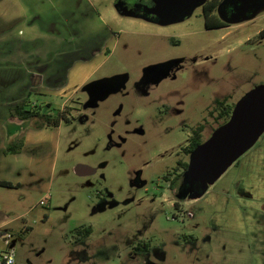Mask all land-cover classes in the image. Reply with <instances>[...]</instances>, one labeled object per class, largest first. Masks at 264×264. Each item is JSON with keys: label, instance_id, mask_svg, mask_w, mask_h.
Segmentation results:
<instances>
[{"label": "rangeland", "instance_id": "rangeland-1", "mask_svg": "<svg viewBox=\"0 0 264 264\" xmlns=\"http://www.w3.org/2000/svg\"><path fill=\"white\" fill-rule=\"evenodd\" d=\"M121 8L117 0H71L66 36L87 48L49 58L46 69L62 70L64 91L28 98V108L71 120L52 128L50 144L21 150L34 158L24 186L33 175L38 192L0 188V213L11 220L0 252L14 250L15 264H264V132L199 197L191 198L197 182L179 166L190 162L183 149L196 126L207 120L202 142L221 129L216 113L208 116L216 99L235 105L264 92V5L218 29H206L196 5L166 25ZM18 28L0 50L59 52L60 29L55 38ZM20 74L0 65V147L18 122L9 108L27 96L25 85L17 89ZM111 78L115 93L88 105L83 87ZM78 166L93 173L79 176ZM88 226L79 239L75 230ZM139 244L149 251L135 252Z\"/></svg>", "mask_w": 264, "mask_h": 264}, {"label": "crops", "instance_id": "crops-1", "mask_svg": "<svg viewBox=\"0 0 264 264\" xmlns=\"http://www.w3.org/2000/svg\"><path fill=\"white\" fill-rule=\"evenodd\" d=\"M70 3L71 0H0V28L4 29L0 32V42L4 39H8L10 37V32L14 28L17 29L16 31L19 35L21 32L18 28L19 25H25L30 34H33L36 29H49V33H51L50 35L52 37H55L52 33L57 28L60 29L58 36H56L60 42L59 52L54 53L51 51L45 56L40 54L30 56L19 50L17 53L15 52L16 54L13 53L11 55L0 50V61H2L0 65L6 70L10 68L11 71H20L21 74L17 79V81L20 82L17 84L16 81L17 89L20 90V87L25 85L22 88L27 91V96H21V98L16 100V104L21 100H28L29 96L33 93L42 95L43 97H51L52 91H64L67 88V80H56L61 76L62 70L52 72L46 68L51 65L49 58L55 57V54L66 55L73 52V47H75V52H78L81 48H87V41L81 42L78 46L77 44L72 43L71 39H68L66 36L65 23H70L74 17V13L70 9ZM263 29L264 27L260 28L257 33L259 34ZM3 58L5 60H2ZM3 86L4 88H1L0 91V100H2V98L4 100L6 96L5 90H7V83ZM78 87L79 86H77L76 89ZM29 121L30 120H18V122L11 124L14 126V129H12L10 134H3V140L0 147V162H2L1 167H3H0V188L11 190H21V188H25L28 195H31L34 192H38L41 185L37 184L38 180L36 181L32 175L30 180H28L29 183L24 186L23 169L26 165H29L34 158L31 156L25 157L22 151L17 154H6L4 152L7 144L11 141L22 140V149L26 147L38 148L42 144L51 143L49 142V139L53 137L51 131L53 129L51 127L37 129L33 126H26L29 124ZM24 126H26L24 128L25 130L22 131L21 128ZM20 133L21 137L18 136ZM17 137H19V139H16ZM34 181H36V184ZM6 184H10L12 188L6 187ZM10 222L11 220L7 215L0 213V241L5 242V235L7 234L4 228L8 227Z\"/></svg>", "mask_w": 264, "mask_h": 264}, {"label": "water", "instance_id": "water-1", "mask_svg": "<svg viewBox=\"0 0 264 264\" xmlns=\"http://www.w3.org/2000/svg\"><path fill=\"white\" fill-rule=\"evenodd\" d=\"M204 1L150 0L151 6H143V14L154 16L159 24L166 25L180 19L182 13L185 14L194 5H202ZM262 2L264 3V0H234L232 12L227 21L235 24L245 18H251L258 4ZM118 78L103 79L85 85L83 90L89 93L88 105L114 93ZM92 94L98 95L92 96ZM263 132L264 92L259 94L250 92L234 105L229 121L191 154L185 172L197 182L191 198L201 196L207 186L249 150ZM91 172L92 170L85 166L75 168V173L79 176L91 174Z\"/></svg>", "mask_w": 264, "mask_h": 264}, {"label": "trees", "instance_id": "trees-1", "mask_svg": "<svg viewBox=\"0 0 264 264\" xmlns=\"http://www.w3.org/2000/svg\"><path fill=\"white\" fill-rule=\"evenodd\" d=\"M223 0H208L203 3L204 9V24L205 27L208 29L220 28L225 26L224 23L220 20H216L214 23L210 20L212 16L210 13L216 9V7L222 2ZM261 38H264V29L258 34ZM228 97H224L222 99H216L214 101L215 108L208 112V116L214 115V120L216 122H220L221 126L225 125L232 114V110L234 105L227 104ZM29 102L28 100H21L14 106L10 107V111L13 117L17 118L20 121H27V120H34L35 128L42 129L44 127H59L62 122H69L71 119L64 113L62 110L56 113H48L43 111L42 106H33L32 109L28 108ZM207 122L204 119V123L199 124L196 126L189 139L188 145L183 149L185 154H192L202 142V133L205 128V123ZM23 148V141H11L7 144L5 148L6 154H17ZM236 163V162H235ZM234 163V164H235ZM188 168L187 164H184V171ZM8 188H12L10 184L5 185ZM172 186V185H171ZM92 232L90 226L88 227H79L75 230V234L78 236L79 239H83L88 237ZM150 249L149 244H139L135 247V252H148Z\"/></svg>", "mask_w": 264, "mask_h": 264}, {"label": "flooded vegetation", "instance_id": "flooded-vegetation-1", "mask_svg": "<svg viewBox=\"0 0 264 264\" xmlns=\"http://www.w3.org/2000/svg\"><path fill=\"white\" fill-rule=\"evenodd\" d=\"M206 1H208V0H205L204 3ZM233 2H234V0H232V1L223 0L216 7V9L210 13V15L212 16V19L210 21L214 23L216 20H220V21H222L224 23V25H225V26H223L224 28L226 26H228L227 24L229 22L227 20H228V18L231 15V12H232L231 8L233 7ZM122 3L125 5L124 7L121 5ZM126 3L128 4V1ZM126 3H125V0H117L118 7L121 8V6H122L123 8H121V9H124L125 14H129V15H132V16L139 17V19H142V20H149L150 19V15L149 16H145V14H143V5L137 4V3H131V5L130 4L127 5ZM203 5L204 4L199 6L201 11H202V15L204 14ZM263 5H264V3L262 2V3L258 4L257 7H261ZM150 6H151V2H150L149 5H147V7H150ZM126 7H127V9H125ZM129 10H130V13H128ZM183 14L184 13H182L180 17H182ZM223 27H220V28H223ZM206 29H208V28H206ZM214 29H218V28H214ZM84 92H85L86 99L89 100L88 91L84 90ZM98 94H92V96L98 95ZM184 164L188 165V163H182V162H180V165H179V166L183 167V170H184ZM91 173H93V170H92ZM178 176H181V175H178ZM178 176H177V178H178ZM144 253H147V252H144Z\"/></svg>", "mask_w": 264, "mask_h": 264}, {"label": "built area", "instance_id": "built-area-1", "mask_svg": "<svg viewBox=\"0 0 264 264\" xmlns=\"http://www.w3.org/2000/svg\"><path fill=\"white\" fill-rule=\"evenodd\" d=\"M9 235H5V244H8L7 239ZM0 264H15V254L14 250H10L8 252H0Z\"/></svg>", "mask_w": 264, "mask_h": 264}]
</instances>
